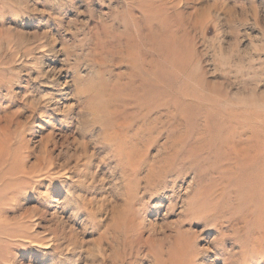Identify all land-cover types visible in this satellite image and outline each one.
Returning <instances> with one entry per match:
<instances>
[{"label":"rangeland","instance_id":"rangeland-1","mask_svg":"<svg viewBox=\"0 0 264 264\" xmlns=\"http://www.w3.org/2000/svg\"><path fill=\"white\" fill-rule=\"evenodd\" d=\"M262 145L264 0H0V264H264Z\"/></svg>","mask_w":264,"mask_h":264},{"label":"bare ground","instance_id":"bare-ground-1","mask_svg":"<svg viewBox=\"0 0 264 264\" xmlns=\"http://www.w3.org/2000/svg\"><path fill=\"white\" fill-rule=\"evenodd\" d=\"M261 148H263V145L261 146ZM263 150H264V148H263ZM261 159H264V157L263 158L261 157ZM258 165H261V164H258ZM262 166H263V168L262 169L260 168L261 169L260 171H258V169H257L258 172L256 170H254L256 172H253V170H252L253 168L251 169L252 170L251 172H253L255 174H254L253 177H248L250 183L247 185V187L249 188L248 193H247V199H248L249 202H251L253 204L255 203V205H257V207L259 209L257 211L258 213H261V215H264V160H263V165ZM252 167H254V166H252ZM256 167H257V165H256ZM3 170H4V168H3Z\"/></svg>","mask_w":264,"mask_h":264}]
</instances>
